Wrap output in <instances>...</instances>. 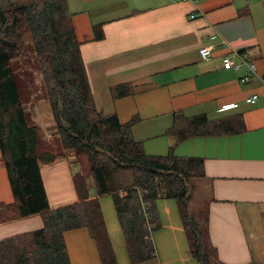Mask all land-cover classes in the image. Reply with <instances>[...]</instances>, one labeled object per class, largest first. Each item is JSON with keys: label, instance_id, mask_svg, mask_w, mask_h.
<instances>
[{"label": "crops", "instance_id": "crops-1", "mask_svg": "<svg viewBox=\"0 0 264 264\" xmlns=\"http://www.w3.org/2000/svg\"><path fill=\"white\" fill-rule=\"evenodd\" d=\"M66 2L96 110L115 114L121 124L137 118L132 136L147 156H166L174 146L177 157L201 158L204 177L195 183L205 198L198 217L206 223L205 240L215 260L264 264V0ZM203 46L215 47L206 60L199 56ZM231 51L246 53L256 66L245 84L239 81L243 70L222 68ZM116 87L132 94L113 97ZM251 95L258 99L246 103ZM175 113L210 121L241 115L245 131L176 142L167 134ZM71 166L65 157L40 168L51 209L78 202ZM88 195L97 197L93 186ZM98 201L116 264H131L112 197ZM12 202L0 157V204ZM155 214V256L140 264H200L191 255L177 201L159 197ZM42 226L37 214L12 221L0 217V240ZM63 238L70 264H102L87 229L68 231Z\"/></svg>", "mask_w": 264, "mask_h": 264}, {"label": "trees", "instance_id": "trees-1", "mask_svg": "<svg viewBox=\"0 0 264 264\" xmlns=\"http://www.w3.org/2000/svg\"><path fill=\"white\" fill-rule=\"evenodd\" d=\"M29 51L41 73L63 153L38 152L39 129L29 124L13 68ZM112 93L126 97L132 90L116 87ZM136 121L121 124L115 114L96 110L66 0H0V157L13 195L11 204H0V217L12 221L37 214L43 223L41 229L0 240V264H70L63 235L80 228L96 241L102 264H116L98 201L102 196L113 199L131 264L155 256L152 233L158 229L159 197L177 201L191 255L200 264H220L205 240L206 229L187 213L192 180L204 177L203 160L177 157L174 146L163 157L145 155L132 136ZM244 131L241 115L210 121L204 115L175 113L167 134L181 142ZM65 153L76 162L83 159L88 173L73 175L78 202L51 209L40 168ZM88 176L95 199H89Z\"/></svg>", "mask_w": 264, "mask_h": 264}, {"label": "rangeland", "instance_id": "rangeland-1", "mask_svg": "<svg viewBox=\"0 0 264 264\" xmlns=\"http://www.w3.org/2000/svg\"><path fill=\"white\" fill-rule=\"evenodd\" d=\"M13 68L29 124L35 125L39 129L40 138L38 152L47 151L54 154L63 153L64 151L61 150L59 146L58 138L54 134L52 112L46 97L42 76L31 52L29 51L26 55L14 61ZM65 154L72 165L71 168L73 172H79L83 175L88 173V167L83 159L78 160V163L76 162L77 158L75 159L71 153ZM195 182L196 180H192V184H195L196 187H193L191 195L192 201L188 204L187 213L197 218L198 216L203 215L204 206L202 205V202L205 197L204 194L199 191L197 188L198 184ZM86 184L87 188H89V186L94 187L91 176L86 178ZM201 218L198 217L197 220H200V228L204 231V229H206V223Z\"/></svg>", "mask_w": 264, "mask_h": 264}, {"label": "built area", "instance_id": "built-area-1", "mask_svg": "<svg viewBox=\"0 0 264 264\" xmlns=\"http://www.w3.org/2000/svg\"><path fill=\"white\" fill-rule=\"evenodd\" d=\"M215 50L214 46H203L199 49V56L201 59H208L213 51ZM236 58V60H235ZM222 68L225 70L240 71L243 70V75L240 77L239 81L242 84L247 83L251 76L256 74V66L250 57L244 52H229L226 53L222 58ZM258 99L257 95H251L246 98V103H254ZM120 196H124L123 192H120Z\"/></svg>", "mask_w": 264, "mask_h": 264}]
</instances>
